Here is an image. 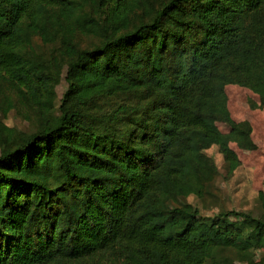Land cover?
<instances>
[{"label": "trees", "instance_id": "16d2710c", "mask_svg": "<svg viewBox=\"0 0 264 264\" xmlns=\"http://www.w3.org/2000/svg\"><path fill=\"white\" fill-rule=\"evenodd\" d=\"M34 37L63 62H44ZM226 83L264 95V0H0V110L39 117L0 136V264H216L223 249L264 264L262 193L260 214L185 200L217 174L205 149L230 173L228 140L248 139Z\"/></svg>", "mask_w": 264, "mask_h": 264}, {"label": "rangeland", "instance_id": "374dc122", "mask_svg": "<svg viewBox=\"0 0 264 264\" xmlns=\"http://www.w3.org/2000/svg\"><path fill=\"white\" fill-rule=\"evenodd\" d=\"M74 39L78 46L86 48L92 47L97 42L95 36L80 32L75 33ZM31 48L44 62H48L52 54L57 56L58 61L63 62L55 44H46L34 37ZM65 89L63 71L55 88L56 104ZM220 89L226 95V104L232 118L237 122L248 124V139H243V143L244 140L246 143L245 147L228 140L229 146L239 159L238 166L230 173L225 168L223 156L217 146L212 145L205 149V154L210 156L216 164L217 174L208 194L203 198L188 195L185 200L196 206L202 215H213L220 210L230 209L250 210L254 214H260L259 193L264 196V95L256 94L247 87L234 83H226ZM4 93L14 98L12 91L5 90ZM123 98L124 96L111 97L105 101L104 106L110 108ZM14 103L13 101V106L8 110L5 111L4 108L0 110V136L7 138L10 143L34 132L39 124L38 114L33 108L21 105L19 102ZM217 126L224 133L228 131V127L223 123H217ZM5 127L10 130H6ZM251 255L237 254L232 249H223L218 255L220 263L216 264H249V261H252ZM255 258L259 259L257 252Z\"/></svg>", "mask_w": 264, "mask_h": 264}]
</instances>
